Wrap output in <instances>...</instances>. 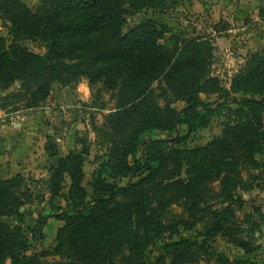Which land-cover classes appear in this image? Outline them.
<instances>
[{"label":"trees","instance_id":"1","mask_svg":"<svg viewBox=\"0 0 264 264\" xmlns=\"http://www.w3.org/2000/svg\"><path fill=\"white\" fill-rule=\"evenodd\" d=\"M167 1L38 0L31 9L21 0H0L7 23V37L0 35V91L19 83L2 108L8 100L32 108L53 83L66 86L79 77L116 91V107L106 116L110 147L87 187L86 150L58 156L47 148L55 157L49 193L65 200L55 213L63 223L51 249H35L42 219L23 225L20 208L31 198L21 188L23 177H0V217H14V223L0 220V264H261L230 260L207 242L221 235L244 253L252 250L236 214L244 202L240 191L264 187V49L246 57L227 90L210 75L215 36L169 37L168 45L161 42L171 32L166 23L147 18L126 27L128 15L167 8ZM201 93L217 98L205 101ZM220 114V134L202 146H179ZM153 131L165 135L143 137ZM200 225L197 237L172 238Z\"/></svg>","mask_w":264,"mask_h":264},{"label":"rangeland","instance_id":"2","mask_svg":"<svg viewBox=\"0 0 264 264\" xmlns=\"http://www.w3.org/2000/svg\"><path fill=\"white\" fill-rule=\"evenodd\" d=\"M21 1L31 9L38 4V0ZM218 2L219 0H177L174 4L168 0L165 4L167 8L161 10L144 8L128 15L126 27L147 18L166 23L171 32L161 42L168 45H172L174 41L169 40V37L181 39L196 35H212L215 27H224V30H216L217 35L226 38L219 44H216V40L213 42L215 48L210 75L219 79L221 87L230 90L232 75L252 53L250 51L264 49V15L259 16L262 22L260 27L257 23L259 20L254 21L251 16H238L239 14L231 12L229 15L216 14L215 22L209 21L206 18L209 15L207 11L212 6L217 7ZM199 4L201 7L197 6ZM205 5L208 8H205ZM260 9L264 10V3L259 6ZM227 17L231 19H225ZM0 35L7 37V23L1 16ZM25 44L33 52L43 54L45 51L36 42L25 41ZM18 88L19 83L15 82L8 90L0 91V177L8 178L18 174L23 177L21 188L31 197L29 203L20 208V211H24L23 225L32 227L42 219L43 237L40 244L35 242V249L49 250L55 244L56 230L63 223L56 218L55 213L64 207L65 200L61 197L52 198L49 193V170L55 157L49 156L47 148H56L58 156H63L68 151L86 150L83 185L87 187L93 171L106 159L110 147L108 140L110 131L106 125V116L116 107V91L107 90L101 83H90L87 78L79 77L77 81L66 86L53 83L49 96L32 108L23 107L21 102L13 100L6 101L8 105L2 108V98ZM200 95L205 101L217 98V94ZM181 106L182 102L173 104L176 109ZM224 121L225 117L221 114L213 116L206 128L190 134L179 146L194 148L204 145L213 136L221 133ZM184 132L183 126L181 133ZM164 135L163 132L153 131L145 133L143 137L158 138ZM250 173L255 172L250 170ZM244 178L246 181L249 180L248 176ZM68 184L69 180L66 179L64 193ZM240 192L244 202L236 216L243 229L242 237L251 245V252L244 253L221 235L209 238L207 244L213 251L223 253L230 260L244 258L264 264V187L255 183L250 190ZM174 212L178 210L174 209ZM0 220L14 223V217H0ZM201 227L202 225L193 230L181 229L172 238L197 237V231ZM26 232L31 240V232L29 230ZM167 238L168 234H165L158 241V245ZM200 239L201 237H198V240Z\"/></svg>","mask_w":264,"mask_h":264},{"label":"crops","instance_id":"3","mask_svg":"<svg viewBox=\"0 0 264 264\" xmlns=\"http://www.w3.org/2000/svg\"><path fill=\"white\" fill-rule=\"evenodd\" d=\"M231 1V2H230ZM219 4L216 6H212L210 8L208 12L209 15L206 16V18L210 21V20H213L215 22L216 20V17L215 15L218 14V16L222 15V14H226V15H229L228 13H234V14H239L238 16H251V18L254 20V21H257L259 20L257 23L260 26H262V22L260 21L259 19V16H262L263 15H260L259 12V6L261 4L264 3V0H219L218 2ZM233 6L232 7V11L230 10V5ZM195 5H193L194 7ZM199 7V5H197ZM230 6V7H229ZM195 8V7H194ZM204 8V7H203ZM205 8H208L207 5H205ZM225 19H231L230 17H227ZM211 30V29H210ZM213 36H215V40H216V44H219V42L223 39H225L226 37H224L223 35H217L216 34V31H213L212 33ZM256 49L254 50H251L250 52H253L255 51ZM245 56L247 55V53L244 54Z\"/></svg>","mask_w":264,"mask_h":264},{"label":"water","instance_id":"4","mask_svg":"<svg viewBox=\"0 0 264 264\" xmlns=\"http://www.w3.org/2000/svg\"><path fill=\"white\" fill-rule=\"evenodd\" d=\"M178 133H179V131H178V129H177V130H176V134H175V136H177V135H178ZM21 209H22V208H21ZM21 209H20V210H21Z\"/></svg>","mask_w":264,"mask_h":264}]
</instances>
